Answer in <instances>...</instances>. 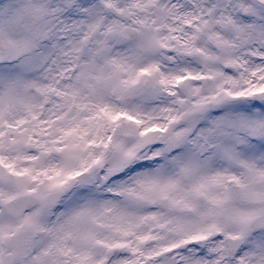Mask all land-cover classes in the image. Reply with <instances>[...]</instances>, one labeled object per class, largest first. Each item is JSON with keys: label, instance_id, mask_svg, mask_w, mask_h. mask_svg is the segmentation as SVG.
<instances>
[{"label": "snow or ice", "instance_id": "1", "mask_svg": "<svg viewBox=\"0 0 264 264\" xmlns=\"http://www.w3.org/2000/svg\"><path fill=\"white\" fill-rule=\"evenodd\" d=\"M0 264H264V0H0Z\"/></svg>", "mask_w": 264, "mask_h": 264}]
</instances>
